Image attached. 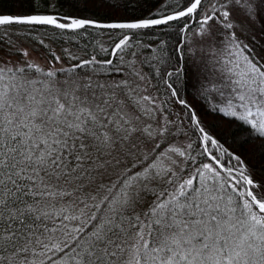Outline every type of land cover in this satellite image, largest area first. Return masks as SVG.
<instances>
[{"label":"snow or ice","instance_id":"snow-or-ice-1","mask_svg":"<svg viewBox=\"0 0 264 264\" xmlns=\"http://www.w3.org/2000/svg\"><path fill=\"white\" fill-rule=\"evenodd\" d=\"M0 56V264H264V0H0Z\"/></svg>","mask_w":264,"mask_h":264},{"label":"trees","instance_id":"trees-1","mask_svg":"<svg viewBox=\"0 0 264 264\" xmlns=\"http://www.w3.org/2000/svg\"><path fill=\"white\" fill-rule=\"evenodd\" d=\"M10 4H11V0H3V6H4V7H8V6H10ZM167 32H168V35H167L166 38L170 41L171 44H175L176 40L179 39V37H178V35H177V32H176V27L174 26V27L168 29ZM27 42H28V41H27ZM25 44H26V43H25ZM28 44H31V42H28ZM31 45H32V44H31ZM59 46H60V43H59V42H58L56 45H54V47H59ZM65 46H67V45H65ZM33 47L36 48V50H35L34 52H35V53H36V52L38 53L37 56L39 57L38 59H40V61H38V62L41 63L42 65L45 64L46 53H45L44 49H41V48H39L38 46H35V45H32L31 48H33ZM0 57H1L2 59L4 58V57H2V56H0ZM144 69H145L146 72H150V71H151V69H149L147 66H145ZM156 83H157V82H156L155 80L152 81L153 86H155ZM189 92L191 93V95H196L195 91L192 90V89H189ZM157 93H158V95H159L160 97H162L163 99H165V100L167 99V97L163 95V94H164V87H163L162 85L160 86V90H159V92H157ZM182 95H185V97H186L187 99H189L190 102H192V100H191V95H189L188 93H185V92H182ZM174 110H177V109H174ZM209 117L213 118L211 122H213V123H217V124H220V129H219V130H223V131L227 132V129L230 127V125H229L227 119H225V120L223 121V123H225V124H223V123L220 122V118H219L218 116L213 115V116H209ZM206 123H207V122H206ZM222 124H223V125H222ZM193 139H195V137H193ZM229 142H230V141H229ZM258 178H259V177H258Z\"/></svg>","mask_w":264,"mask_h":264},{"label":"rangeland","instance_id":"rangeland-1","mask_svg":"<svg viewBox=\"0 0 264 264\" xmlns=\"http://www.w3.org/2000/svg\"><path fill=\"white\" fill-rule=\"evenodd\" d=\"M25 43H26V44H24V47H29L31 57H32L33 59L37 60V61H40V59H38L39 57L37 56L38 53H37V52L35 53L34 51L31 50V49H32V48H31L32 45H31V44H28L27 41H26ZM0 59H2V58L0 57ZM144 71H145V69H144ZM145 72H146V71H145ZM149 90L152 92V94H153L154 96H159L158 93H157V91L154 90V86H153L152 82H151V85H150ZM194 91H195V90H194ZM192 102L194 103V101H192ZM212 119H213V118H211V117H207L206 122H211ZM223 124H225V123H223ZM223 124H222V125H223ZM184 142L187 143V142H188L187 139H186Z\"/></svg>","mask_w":264,"mask_h":264}]
</instances>
